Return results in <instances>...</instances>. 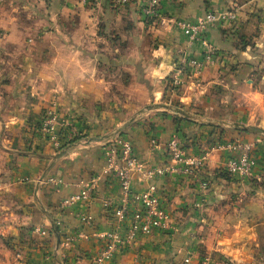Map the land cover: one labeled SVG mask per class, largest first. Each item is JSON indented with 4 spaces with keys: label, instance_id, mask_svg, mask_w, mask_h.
Instances as JSON below:
<instances>
[{
    "label": "crops",
    "instance_id": "0c3cea01",
    "mask_svg": "<svg viewBox=\"0 0 264 264\" xmlns=\"http://www.w3.org/2000/svg\"><path fill=\"white\" fill-rule=\"evenodd\" d=\"M20 5L26 8L18 10ZM225 8H233L238 17L232 24L206 29L216 52L213 63L204 66L199 82H192V77L178 94H169L165 77L178 52L183 49L197 59L204 52L200 43H187L172 19L194 21L208 10ZM17 13L18 20H13ZM159 13L155 19L141 18L134 1L118 8L107 0H91L86 6L78 0H0V149L10 146L6 151L10 159L18 158L10 168L12 174L31 179L18 193L23 201H16V213L8 215L14 253L22 256H14L12 264H133L135 253L150 256L139 264H165V258L170 256L171 262L185 249H193V235L204 238L208 246L216 238L221 248V236L235 238L250 226L247 222L264 213V0H171L161 2ZM36 15L45 19L40 33L15 38L14 30L35 28ZM84 46L93 48L84 52ZM115 64L135 72L131 82L128 77L122 86L123 96L109 99L113 92L109 76ZM151 102L182 109L190 116L181 117L174 110L141 113ZM52 104L72 119L78 131L84 130L87 140L78 134L59 156L47 147H39L37 153L21 149L29 145L36 149L38 137L30 129L39 126L41 113ZM233 123L254 129L243 131ZM219 126H232L225 129L227 137ZM115 129L129 138L134 155L148 166L168 163L166 142L177 134L193 154L220 138L252 142L257 168L241 179L222 169L226 152L211 153L200 175L209 181L207 191L199 188L196 176L144 180L135 175L134 189L152 186L171 213L175 229L142 235L132 247L97 263L101 243L95 234L116 223L112 209L119 198L116 179L102 174L91 201L61 203L78 191L80 180L102 173L103 144ZM153 138L156 145L150 143ZM49 177L55 181H47ZM229 193L233 201H221ZM198 201L207 216L194 223L197 213L205 212L196 206ZM79 212L91 220L82 221ZM222 222L231 230L227 234L221 232ZM26 223L44 227L47 235H38L36 242L37 235L25 230ZM239 223L244 226L237 228ZM76 229L86 236L66 245L65 237ZM125 233L122 225L120 234Z\"/></svg>",
    "mask_w": 264,
    "mask_h": 264
},
{
    "label": "built area",
    "instance_id": "2783aa9c",
    "mask_svg": "<svg viewBox=\"0 0 264 264\" xmlns=\"http://www.w3.org/2000/svg\"><path fill=\"white\" fill-rule=\"evenodd\" d=\"M114 7L124 8L129 3H135L138 15L144 19H155L160 16L159 9L161 2L171 0H107ZM91 0H78L82 6H86ZM237 19L236 12L232 9L222 11H206L196 20L187 19L177 20L174 24L182 30L188 37L189 43H200L204 51L205 58L210 60L212 47L205 37L206 29L209 26L234 22ZM190 62L197 67L201 65L196 59ZM173 82L176 86L180 85L178 73H173ZM40 129L47 136V140L54 145H60L62 141H67L70 134H76L72 119L59 113L55 107L44 110L40 118ZM58 137L61 139L59 140ZM150 143L156 145V139H151ZM166 155L168 163L162 166H148L139 160L133 153L132 144L129 138L121 133H116L103 144L102 153L105 160V167L101 174H94L87 179L80 180L78 191L70 194L62 200V206H68L80 201H91L92 194L102 174L114 177L119 187V198L117 203L112 206L115 216V226L111 229L101 230L95 234L100 241L101 247L97 252L96 262L103 263L110 260L113 256L128 247H132L135 240L151 233L154 230L173 231L175 229L171 213L163 206L162 199L152 186L143 190H136L133 186L134 176L139 175L144 180H151L154 177L164 175L176 176H196L199 177V188L207 191L209 181L200 177L206 159L214 152H226L222 169L239 178H249L257 168V158L252 142L242 141L238 138L218 140L211 143L200 153H189L181 138L175 134L166 142ZM43 178L39 182L43 183ZM55 181L53 177L46 179ZM202 201H198L196 206H200ZM106 206H111L107 202ZM78 217L85 222H89L91 217L83 212H79ZM59 225V222H56ZM126 226L124 236L120 234L121 226ZM33 232L39 236H46L48 231L42 226H35ZM86 233L82 229H76L73 233L65 237L64 243L71 244L77 239L83 238Z\"/></svg>",
    "mask_w": 264,
    "mask_h": 264
},
{
    "label": "rangeland",
    "instance_id": "374dc122",
    "mask_svg": "<svg viewBox=\"0 0 264 264\" xmlns=\"http://www.w3.org/2000/svg\"><path fill=\"white\" fill-rule=\"evenodd\" d=\"M20 6L21 7H18V10H21L24 7L26 8V6L24 7H22L23 5H20ZM43 6H44L43 10L46 11L45 3ZM225 9L234 10L233 8H225ZM211 10L212 11H222L224 9H220V10L211 9ZM23 15L25 18V14ZM236 15H237V12H236ZM18 18H19L18 13L16 14V16H13V20H18ZM176 19L182 20L183 18H176ZM174 20H172L171 23L175 28H178L176 24H174L173 22ZM165 22H170V21L169 19H167L165 20ZM43 23H45V19L42 18L41 15H36L34 19L35 28L33 30H31L30 28H26L25 31L14 30L13 31L14 37L22 38L23 36L29 35L30 38H32L38 33H40L41 25ZM232 23L233 22H227L224 24H232ZM220 24H217V25H220ZM180 31L185 35V33L182 30ZM91 34L95 35L93 33ZM185 37L187 39V43H189L188 37L186 35ZM211 47H212V53L210 55V60H207L205 58L206 51L203 52L201 59L190 57L184 51L182 52L183 49L180 52H178V57L174 62L175 64L174 67L165 77L164 83H165L166 91L169 94L171 95L178 94L182 90V88L186 85L187 80L192 79V77H194L192 79V82H199V74L203 71L204 66L210 63L212 64L216 57L215 48L213 46ZM91 48H93V46L91 47L84 46L83 51L90 52ZM104 51L108 52L109 50L104 48ZM191 59H196L197 61L201 62L200 63L201 65H199L198 68L194 67V65L190 62ZM132 72H135V70L132 67L127 70L125 68H119L115 64L114 69L111 70L112 76L111 75L109 76L111 77V81L113 84V88H112L113 92H111V94L108 95L109 99L110 98L116 99L118 96H123L121 92L122 90L121 88L122 86H126V79L128 77H130L129 82H131ZM175 72L178 73V78L180 79V85L178 86H176L173 82L172 74ZM121 98L122 97H119V99ZM113 102H116V101H113ZM49 107H55L57 109L55 104H52ZM49 107H46V109ZM152 110H156L159 112L173 111L172 109H167L161 106V104L158 106V105H155V103L151 102L150 104L146 105L145 107L141 109V113H148ZM176 113L178 114V112ZM41 114H43V112ZM178 115H180L181 117H185V118L187 117L180 113ZM217 123H219V121H217ZM219 127L220 128L222 127V130L224 131L223 137H227L225 129H227L228 131L232 129V126L230 127L229 126H219ZM111 129L113 131V127L110 128V130ZM30 130L33 132V134L37 135L38 137L37 144H35L36 149L34 150L32 145L31 146L29 145L28 147H23L21 149H24L25 151H28V152L31 151L32 153L39 152L38 150L39 147L40 149H44V148L46 149L47 147L50 151H53L56 155L59 156L60 154H62L64 150H66L67 146L70 144V141L78 137V134L82 133V135H80L79 137L82 140H87L85 138L86 134H84V130L83 131L81 130L80 132L78 131V128H77V132H75L76 134H70L69 135V137H71L70 139L68 138L67 141H62L61 144L57 146L47 140V136L44 135L42 130L40 129V123H39V126L36 125L35 127H32V129ZM243 131H246V130H243ZM119 132L123 133L119 129H115L113 132V135ZM58 139L60 140L61 138L58 137ZM1 148L2 149H0V264H12L14 261V256L17 259L22 258V256L16 257L14 253L15 245L11 242L9 238L13 236H10L11 233L8 232L10 229L8 230V227H7L8 224H11L13 222L9 221L8 217L10 216L9 215L10 211L14 212V214L16 213L15 212V209H16L15 207L17 206L16 201H23V198H22L23 194L19 195L18 193H22L24 191V187H23V185H25L24 183L31 181V179H29V177L26 176L27 174H20V175L12 174L10 168L14 167L12 165L13 164L15 165L17 163L18 158L15 157L16 156L15 155L13 156V158L10 159L11 155L7 154L6 152L7 150L10 149V146L4 145V146H1ZM15 183L17 186L15 185ZM249 183L250 182L247 183L248 184L247 186L250 187ZM253 186H255V184H253ZM230 194L231 193H229L228 197L226 196L225 198H221V201H233V198H232L233 195H230ZM34 200H37L36 196L34 197ZM202 205L203 204L201 203L199 206L201 208L200 211H205L204 208L202 209ZM204 216H207V211L203 212L202 214L197 213L196 218L194 219L195 220L194 223H196L197 219H199V221L200 219H203ZM236 218L242 219L241 216H237ZM255 218L257 219L254 221L250 220L249 222H247V224L249 223L250 226L248 225L247 227H245V229L240 231V234L235 236V238L221 236V248L220 247L218 248L219 244L216 242L217 240L216 238H213L212 240H214V242L212 243V240H211L208 246L205 244L204 238L193 235L192 237L194 238L191 239L193 243L192 244L193 249L191 250L185 249V251L181 252L180 255L176 257V259L173 257L171 262L168 260L170 259L169 258L170 256L168 257V259L165 258V261H166L165 264H261V263H264V255L261 257L260 252H259L261 248H262V251L264 252V213L260 214L259 216H256ZM30 224L31 223L25 224V228H26L25 230L29 231L30 234L32 231L31 235L33 237L34 227L32 228L29 227V226H32ZM243 226L244 225H241L239 223L237 228H241ZM5 229L7 231H4ZM230 231L231 230L229 229V226H226V223L222 222L221 232H223L224 234H227L226 232H230ZM34 237H35L34 240L37 242L36 238H38V235L37 237L36 236ZM176 245H178V243H176L175 246ZM145 254L146 253L144 254L135 253V255L133 256V262H134L133 264H139V262L141 263L143 261L145 262L147 259L150 258V256L145 255Z\"/></svg>",
    "mask_w": 264,
    "mask_h": 264
},
{
    "label": "water",
    "instance_id": "95a60500",
    "mask_svg": "<svg viewBox=\"0 0 264 264\" xmlns=\"http://www.w3.org/2000/svg\"><path fill=\"white\" fill-rule=\"evenodd\" d=\"M167 109H172L180 114H183L184 116L189 117L190 114L186 113L184 110L179 109V108H172L170 105H162ZM232 126L236 129H240V130H253V127L247 126V125H243V124H239V123H233Z\"/></svg>",
    "mask_w": 264,
    "mask_h": 264
},
{
    "label": "trees",
    "instance_id": "16d2710c",
    "mask_svg": "<svg viewBox=\"0 0 264 264\" xmlns=\"http://www.w3.org/2000/svg\"><path fill=\"white\" fill-rule=\"evenodd\" d=\"M221 140H222V138H221ZM253 181H255V180H253ZM53 228L56 229V227H53ZM259 252H260V256L262 257L264 255V252L262 251V248L259 250ZM261 264H264V263H261Z\"/></svg>",
    "mask_w": 264,
    "mask_h": 264
}]
</instances>
